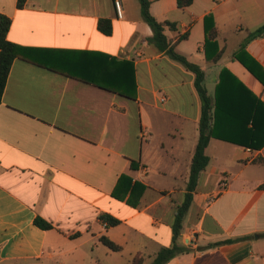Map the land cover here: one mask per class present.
<instances>
[{
	"label": "crops",
	"instance_id": "obj_1",
	"mask_svg": "<svg viewBox=\"0 0 264 264\" xmlns=\"http://www.w3.org/2000/svg\"><path fill=\"white\" fill-rule=\"evenodd\" d=\"M121 2L119 20L114 0H0L22 48L0 104V264H150L172 244L202 102L139 1ZM150 2L158 22L175 24L168 47L204 71L215 136L178 241L188 252L167 264H264V85L247 67L264 68V37L241 49L264 25V0Z\"/></svg>",
	"mask_w": 264,
	"mask_h": 264
},
{
	"label": "trees",
	"instance_id": "obj_2",
	"mask_svg": "<svg viewBox=\"0 0 264 264\" xmlns=\"http://www.w3.org/2000/svg\"><path fill=\"white\" fill-rule=\"evenodd\" d=\"M138 1L141 7L143 21L146 22L153 30L154 33L153 40L156 46L162 51L167 50V53L174 61L182 64L188 71H191L192 73L195 74V88L202 102L201 118L199 122L200 136L192 159L191 171L189 174L185 201L181 206L178 207L176 212L175 222L173 225V241L170 247L162 248L157 253L154 260L150 263V264H167L179 254L188 252V250L185 247L181 246L178 241L181 235L184 218L188 213L192 204V193L196 189L200 174L202 173V171L206 169L210 161L209 156L206 154V148L208 147L211 138L215 137L211 126L212 105H211V99L204 85L205 76H204V71L201 69V67L195 63L190 62L187 59V57L177 53L173 46L168 47L169 42L165 35V26L168 25L171 28H175V24L169 22L167 23L158 22L150 12V5H151L150 0H138ZM26 2L27 0H18V7L20 8L23 7ZM177 3L179 8L184 9L186 7L191 6L193 4V0H177ZM207 22H209V23H205V27L207 31L206 32L207 39L211 40L216 36L217 29L213 25L214 23L211 15L208 17ZM10 26H11V20L8 17L0 14V104L2 102L3 94L5 91V87L7 85L12 64L14 60L20 57L22 54V48H20L16 44H13L7 38ZM99 30L106 35H110L112 32L111 22L109 20H101L99 23ZM262 37H264V25L249 33L245 41L241 44V49L242 50L245 49V47L250 41ZM220 56L221 54H219L217 58H219ZM247 67L250 70V72L264 85V68L259 65L256 69L249 66ZM132 84L133 87H135L133 79H132ZM111 89L117 93H123L121 91L114 90L113 88ZM134 96L135 94L132 95L131 97ZM139 165L140 164L138 162L133 161L131 163V169L137 170ZM122 179H127L131 181L130 177L127 175H124L121 178V180ZM100 218L102 221L106 222L110 226H117L121 223L119 219H116L110 215H102ZM34 223L37 227L43 230H50L53 228V225L50 222L39 217L35 219ZM100 240L106 247H108L113 251L121 250L120 246L115 244L106 236L101 237ZM234 241L235 240H231V239L225 240L214 244V246H220L223 244L232 243ZM133 264H144V258L141 257L140 255H136L133 259Z\"/></svg>",
	"mask_w": 264,
	"mask_h": 264
},
{
	"label": "built area",
	"instance_id": "obj_3",
	"mask_svg": "<svg viewBox=\"0 0 264 264\" xmlns=\"http://www.w3.org/2000/svg\"><path fill=\"white\" fill-rule=\"evenodd\" d=\"M114 8L117 18L122 20L124 18V9L121 0H114Z\"/></svg>",
	"mask_w": 264,
	"mask_h": 264
},
{
	"label": "rangeland",
	"instance_id": "obj_4",
	"mask_svg": "<svg viewBox=\"0 0 264 264\" xmlns=\"http://www.w3.org/2000/svg\"><path fill=\"white\" fill-rule=\"evenodd\" d=\"M117 256H120V255H117ZM121 258V257H120ZM122 264H123V262H122Z\"/></svg>",
	"mask_w": 264,
	"mask_h": 264
}]
</instances>
